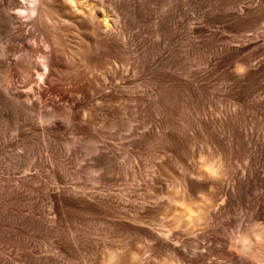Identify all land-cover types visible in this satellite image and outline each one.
Returning <instances> with one entry per match:
<instances>
[{"label":"rangeland","instance_id":"obj_1","mask_svg":"<svg viewBox=\"0 0 264 264\" xmlns=\"http://www.w3.org/2000/svg\"><path fill=\"white\" fill-rule=\"evenodd\" d=\"M227 1L159 3L171 69L157 56L97 125L49 146L0 116L17 138L0 146V264H264L234 244L264 241V18Z\"/></svg>","mask_w":264,"mask_h":264},{"label":"bare ground","instance_id":"obj_2","mask_svg":"<svg viewBox=\"0 0 264 264\" xmlns=\"http://www.w3.org/2000/svg\"><path fill=\"white\" fill-rule=\"evenodd\" d=\"M167 1L0 0V35L5 38L0 44V99L7 103L2 119L11 116L16 132L34 126L30 128L51 146V129L97 125L95 112L116 104L113 93L135 97L145 91L139 73L152 70L157 56L163 69L172 67L170 16L158 9ZM237 1L219 8L240 23L256 14L264 18V0L233 11ZM8 133L0 130V146L15 140L8 139ZM71 134L64 142L67 147L80 140ZM100 142L93 140L92 148H99ZM260 238L241 235L234 244L264 263Z\"/></svg>","mask_w":264,"mask_h":264}]
</instances>
